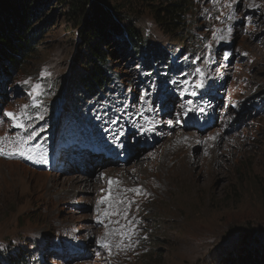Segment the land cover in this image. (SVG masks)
<instances>
[{
	"label": "rangeland",
	"instance_id": "374dc122",
	"mask_svg": "<svg viewBox=\"0 0 264 264\" xmlns=\"http://www.w3.org/2000/svg\"><path fill=\"white\" fill-rule=\"evenodd\" d=\"M181 2L184 21L177 32L164 33L148 9L136 18L147 59L110 34L120 51L105 68L114 71L117 87L100 100H88L75 84L73 74L88 51L78 29H67L58 4L49 6L42 43L20 68L5 77L0 72V137L25 135L2 114L9 111H23L28 132L38 133L30 142L33 159L0 155L1 260L237 264L245 242L264 250V0ZM158 60L170 62L169 77L159 79ZM189 134L200 138L187 146L191 174L171 176L159 191L154 182L140 187V195L126 191L127 173L158 167ZM122 136L128 137L119 141ZM138 139L153 141L129 164L98 162L95 172L81 156L107 157L109 151L90 150L98 141L119 149ZM113 152L123 162L128 156ZM75 163L79 169L70 168ZM112 168L127 170L115 178V191L113 183L97 188ZM126 206L123 225L111 223ZM129 228L135 229L131 240L118 234Z\"/></svg>",
	"mask_w": 264,
	"mask_h": 264
},
{
	"label": "trees",
	"instance_id": "16d2710c",
	"mask_svg": "<svg viewBox=\"0 0 264 264\" xmlns=\"http://www.w3.org/2000/svg\"><path fill=\"white\" fill-rule=\"evenodd\" d=\"M55 4L63 6L69 23L67 29H78L80 43L88 51V54H81L84 55L81 62H85L73 75L81 94L91 101L100 100L106 92L110 95L114 86L117 87L113 81L114 71L105 68L109 58L120 51V48H112L110 34L119 36L127 49L131 47L133 53L147 59V42L136 23L141 12L150 10L166 34L177 32L184 21V2L181 0H0V72L3 77L20 68L42 43L46 36L43 27L51 20L45 18L49 15V6ZM156 64L159 79L170 76L169 61L158 60ZM161 67L166 70H160ZM246 234L251 235V232ZM245 244L241 247L237 264H264V250L252 244L245 247ZM23 261L24 258L17 261L0 259V264H27Z\"/></svg>",
	"mask_w": 264,
	"mask_h": 264
},
{
	"label": "bare ground",
	"instance_id": "6f19581e",
	"mask_svg": "<svg viewBox=\"0 0 264 264\" xmlns=\"http://www.w3.org/2000/svg\"><path fill=\"white\" fill-rule=\"evenodd\" d=\"M193 127L195 129H197L198 131H200L198 127H196V126H193ZM148 131H145L144 134H142V136H146L145 134ZM160 136H164V133H161ZM127 137L128 136H122L119 141H121ZM185 138L187 139V143L186 144L185 143L177 144L175 146L174 150L172 152H170L169 155H167L164 160L161 161V164L158 167L155 166L151 170H148L146 167H144L142 169L140 168L141 170H139L137 168L139 171L138 170L133 171L132 173H127V170H125V169L122 170V169L112 168V169H110V171H108V172L106 171L107 174L105 175V180L103 181V183L97 184L96 187L103 189L104 184L105 185L108 184V186H109L108 180L110 181V179H113V181H116L115 178H121V176H122L121 174L127 173V176L122 180L123 182L121 183V184H123V186L126 185V186H130L131 188H137V187L146 188L147 183L154 182L155 191H159L162 188H164V185H162V183L165 180H167L168 178H170L171 176L180 175V174H184V175L191 174L188 170V168L190 166L187 162V146L190 143H193L194 141L199 140L200 138L198 135H195V134H189L188 136H185ZM104 141H107V140H104ZM76 142H77V140L74 139V140L69 141L68 143L71 146H73ZM150 142L151 141H147V140H146V142L145 141L142 142L138 139L133 143L127 142L128 144L125 146V148L121 147L118 149V148H114V146L109 148V150L114 148V150L118 153V155H121L123 153H127L128 156L125 157L126 161H124V162L120 161L119 158L113 160V159H110L108 157H105L104 155L97 154L96 152H93V151H91V152L83 151L81 153V156H82L84 163H86V165H89L88 162H90V164H91L90 170H94L96 172L97 168L99 167V165L96 166V164L98 162H102L103 165H106V164L125 165V164L132 163L138 154H143L144 148H146V146ZM98 144L100 146H106L105 143H103V142H100ZM100 146H98V148H101ZM72 149H73V147L69 148L68 151H71ZM66 150L67 149H64V147H63V149H59V152L62 153V152H65ZM113 153L114 152L111 151L110 155H113ZM210 155H211V151H210ZM74 167L78 168V164L77 163L71 164L70 168H74ZM66 169H69V168L67 167ZM20 177H21L20 173H17L16 178L19 179ZM135 178L142 179V183L132 182V180ZM68 180H71V179H68ZM117 180H119V179H117ZM115 185H117V183H113L111 185L112 186V188L110 189L111 191H113V190L115 191V188H114ZM47 189H48V187H47ZM105 191L106 190H104V191L101 190V194L103 195L105 193ZM114 213H117V212H114ZM118 213L119 214H115V217L113 218L114 221L111 223H115L116 225H123L119 221H124L123 220L124 210L122 212H118ZM128 217H129V213L127 215V218ZM109 218L110 217L108 216V223H109V220L112 219V218H110V219ZM117 221L119 223H117ZM125 224H127V223H125Z\"/></svg>",
	"mask_w": 264,
	"mask_h": 264
},
{
	"label": "snow or ice",
	"instance_id": "6c2138e0",
	"mask_svg": "<svg viewBox=\"0 0 264 264\" xmlns=\"http://www.w3.org/2000/svg\"><path fill=\"white\" fill-rule=\"evenodd\" d=\"M255 7L256 5H250ZM220 39H223V37H220ZM197 72L201 73V76H203V73L201 72L200 69H197ZM197 86L198 87H203V82L202 81H198L197 82ZM40 85H36V89H39ZM24 109L26 110L28 108V105H24L23 106ZM3 115H6L8 118H10L13 121V127L14 128H20V129H25V135L21 136L19 134H17L15 137H0V155L3 156H13V155H19L21 157H26L28 159H33V146L31 145V141H33L35 139V137L38 135V133H36L34 130L32 132H28L27 130V125L23 122V116H24V112L22 111L19 115L16 113H13L11 111L6 112V113H2ZM40 119H43V116H40ZM6 145V146H5ZM43 162H47L46 160H44ZM109 183H119V181H112L110 180ZM126 191H131L136 193L137 195L142 194L143 190L142 188H131V189H127ZM109 196H111V191L109 190ZM103 202V200L101 201ZM125 201H120V203H124ZM128 205L131 204V201L127 202ZM114 214H119L114 213ZM107 215V213H106ZM124 218L127 219V215H128V207L126 206L125 210H124ZM117 223H119L117 221ZM131 223V222H129ZM135 229L134 228H129L128 231H125L123 229L119 230L118 234L128 240H131V235L129 233H133L134 234ZM109 241H104L103 242V246L104 247H109ZM123 244V240H121L119 242V244L117 245L118 247L120 245Z\"/></svg>",
	"mask_w": 264,
	"mask_h": 264
}]
</instances>
